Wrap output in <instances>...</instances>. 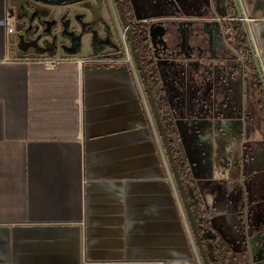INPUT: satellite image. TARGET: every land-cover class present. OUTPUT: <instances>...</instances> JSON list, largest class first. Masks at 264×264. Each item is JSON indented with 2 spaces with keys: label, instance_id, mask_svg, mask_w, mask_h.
<instances>
[{
  "label": "crops",
  "instance_id": "0c3cea01",
  "mask_svg": "<svg viewBox=\"0 0 264 264\" xmlns=\"http://www.w3.org/2000/svg\"><path fill=\"white\" fill-rule=\"evenodd\" d=\"M56 1L62 0H0V264H205L135 62H89L103 49L120 56L115 45L99 52L83 38L75 53L57 56L54 69L44 64L54 57L17 52L7 13L22 4L63 10ZM128 1L132 12L125 16L114 0L120 33L153 16L206 12L202 0ZM239 2L264 69V0ZM161 65L159 98L196 178L187 187L189 203L230 252L227 264H249L246 250L264 237V210L244 173L252 157L244 165L241 150L264 142L259 79L240 61L233 69L216 64L220 70L209 78L191 74L196 63L188 58ZM248 73L250 128L242 115ZM234 153L238 169L226 164Z\"/></svg>",
  "mask_w": 264,
  "mask_h": 264
},
{
  "label": "flooded vegetation",
  "instance_id": "af4514ba",
  "mask_svg": "<svg viewBox=\"0 0 264 264\" xmlns=\"http://www.w3.org/2000/svg\"><path fill=\"white\" fill-rule=\"evenodd\" d=\"M227 1L229 2L225 11L228 12V15L232 16V20H230V26L235 32L234 43L239 44L238 46H244V41H242L243 39H238L235 30L234 23H236V21L233 19L234 14L232 12V0ZM55 3L56 4H54V6L57 9L64 8L67 11L64 15L61 16L60 22L54 20L53 17L51 18L50 11L46 7L36 5L25 6L22 4V6L19 7L18 12H13V16L16 20L17 31L24 34L25 41L27 43H30L34 40H38L36 49H29L26 53H22L17 49L19 40L16 39V50L18 53H20L21 55H37L41 57L50 55V57L54 58L59 55H71L76 52L75 47L80 44L82 38L88 35L91 36V44L95 48V51H100L105 48V41L103 39H99L98 37L100 25L103 26L105 24V20L103 17V9L105 6L102 0H95V5L90 3V0H62L61 2L56 1ZM77 7H79V9H84L91 12V18L88 22L84 21V17L79 18V34L77 33L76 28L70 30V21L67 19V14L69 13V11L77 13L76 17H81L82 14L77 11ZM219 11L223 12L224 10L219 9ZM31 18H33L32 21ZM48 22H55V25L51 27L50 33H45V30H47L48 28V25H46ZM172 25L173 23H165L162 24L161 29L156 27L153 28L152 31L156 37L154 40H151V38L149 37L152 56L159 73L160 90L164 79L166 80V73L164 74L162 70H160L162 62H177L178 59H183V61H185V58L191 59L192 62L196 63V65H193L191 69L193 70L191 71V74L201 72L204 73L207 78L212 76L214 70H220L218 67L215 68L216 64L226 63L231 69L236 68V53L238 52L232 48L233 44L230 40L231 35H228L229 32L228 28H226V24H223L222 33L220 31H217V34L213 36L207 35L203 32L204 29L207 31L211 30V26L204 27L197 22H194L192 25H186L181 29H178L177 27ZM57 28H60V38H62V40H68L70 43L69 46H64V44L59 42V38L55 37V35L52 36L53 30ZM159 34H163V37H159ZM79 36H82L80 42L78 41ZM239 61L245 65L247 71H251V69L249 68V63L246 59L240 58ZM176 68L177 67H173L172 71L174 72V69L176 71ZM221 73H223V69H221ZM257 90L259 93V97L264 99V91L260 80H258L257 82ZM167 112L172 119L170 124H172V126L175 128L176 138L180 141V135L177 132L176 126L174 124L175 119L169 112V110ZM237 132L239 134V130H237ZM224 140L222 139V141ZM234 142L236 144L238 143V141ZM235 153L230 156L231 158L228 157V160L233 167L238 169L241 161L239 157H236L238 155H236ZM183 155L186 160L184 152ZM185 189L188 198L187 186ZM191 210L193 212L196 223H201L200 220H202L203 218H201L200 216H196V211H194L192 207ZM199 233L204 236L202 230H199ZM203 248L206 253L209 251L207 246L203 245ZM245 255L249 264H264V237L262 238V240L253 241L248 250H246Z\"/></svg>",
  "mask_w": 264,
  "mask_h": 264
},
{
  "label": "rangeland",
  "instance_id": "374dc122",
  "mask_svg": "<svg viewBox=\"0 0 264 264\" xmlns=\"http://www.w3.org/2000/svg\"><path fill=\"white\" fill-rule=\"evenodd\" d=\"M199 1L201 2V0H199ZM102 2L105 6L103 9L104 20H105L106 12L109 15V19H107L108 21H106V24H104L103 26L100 25L98 37H99V39H103L105 41L106 47L107 46L113 47L115 45L116 53L119 54L120 58L125 59L127 57L126 56L127 51H126V47H125V43H127V38H126V36L124 37L125 32L122 31V33H120V31L117 28V21H116L117 19H116V17H114V14H113V7H115L114 0H102ZM203 2L206 5L205 6L206 7V14H204V16H200V18L177 17V18H173L172 20H169L170 18H160V17L153 16V17L148 18L149 19L148 20L149 27L152 25L159 24V23H161V25H162L165 23L177 24L180 22L186 23V22H192V21L197 22L198 24H201V26H202L205 22H209L212 24L215 21L218 22V20L219 21L223 20V24H226V28H228V32H229L228 35H231L230 40L233 44L232 48L238 52V53H236V60H237V62H239L238 60H239V58H242L241 56L245 50V46H243V45L238 46L239 44L234 43L235 42L234 41L235 32H234L233 28H231V26H230V23H231L230 20H232V18L228 15L226 18L223 19V18H220L216 14V9H217L216 0H202L201 4ZM93 4L95 5V0H94ZM77 8H78L77 11H79V13L82 14L81 17H76L77 13H74L73 11L72 12L69 11V13L67 14L68 15L67 19L70 21V27H71L70 30H73L76 28L77 33L79 34L80 33L79 27H78L79 26L78 20H80L79 18L84 17V21L88 22L91 18V12L84 10V9H79V7H77ZM18 9H19V7L17 6L13 12H18ZM49 11L51 14V18L53 17V19L56 20L57 22H60L61 16L67 12L65 9H63V10L61 9V11L49 9ZM190 19H192V21H190ZM59 32H60V28L54 29L52 36L55 35V37L59 38V42L64 44V46H69V44H70L69 41L68 40H62V38H60ZM49 39H51V38H49ZM83 40H84L83 42H86L87 44H91V36L90 35L85 36L83 38ZM78 47H79V45H77V47H75V49L77 50ZM128 50L130 52L131 57H133L132 51L130 50V48ZM105 51L107 53H105ZM112 54H114V53L110 52L108 49L107 50L103 49L99 53V56H102V57L111 56L112 57V56H114ZM99 56H96V57H99ZM45 57L46 58L50 57V55L45 56ZM246 60L249 63V68L251 69L253 76L256 78L257 74H256V70L254 67L253 58L251 57V53L249 55V58H247ZM128 64L130 66L132 64V62H129ZM252 84H254V80L252 79L251 73H248L247 76L245 77V83L243 84V91L244 92H243V103H242V115L244 116L245 114H247L249 116V118H250V120H249L250 122H248L249 128L251 127V125L253 123H255V121H252V118L254 116V106H255L254 104L255 103L252 102V100L250 98ZM256 100H257V97H256ZM251 108H252V111H251ZM259 142H261V141H259ZM262 143L263 144H260L258 148L253 147V144H251V143L249 145H245V146H243L244 150H242V152H243V155L245 157L244 165H247L250 162L248 160L252 157V159H251L252 167H250V168L245 167L244 173H245V175L248 176V178L250 176V178L252 179L251 183H252V189H253L252 192H253L254 200L262 201L260 206H262L263 210H264V201H263L264 199L262 196V190H264V170H259L257 165H256L258 162V159H259L258 157H259V155H261V153H263L262 158L264 159V142H262ZM258 149L263 150V152H261L260 154H257ZM246 158L248 160H246ZM247 161H248V163H247ZM254 168H255V170H254Z\"/></svg>",
  "mask_w": 264,
  "mask_h": 264
},
{
  "label": "trees",
  "instance_id": "16d2710c",
  "mask_svg": "<svg viewBox=\"0 0 264 264\" xmlns=\"http://www.w3.org/2000/svg\"><path fill=\"white\" fill-rule=\"evenodd\" d=\"M229 2V1H227ZM121 12L126 16V14H131L132 10L128 0H119L117 2ZM232 12L236 15L234 7L232 5ZM231 13V12H230ZM235 30L238 36V39L242 38L244 41L245 50L242 53V58L247 59L250 55L249 46L247 43V37L243 31L242 24L234 23ZM149 25L144 21L137 22L132 24L126 33V38L130 50L132 51V55L137 54L139 56V62L137 63V70L143 80V84L145 89L150 97V99H154L155 107L158 112V116L161 120V125L164 128V135H162L163 142L164 139L167 140V145L165 144V148L168 154V151L171 153L172 162L171 166L175 165L177 168V172L179 178L182 181L183 186L188 187L189 183H191V175L190 170L187 165V161L184 158L183 150L181 147L180 141L176 138L175 128L172 126L171 117L168 114L165 105L162 100H160V80L158 69L155 65L151 46L149 43ZM169 157V155H168ZM170 160V158H169ZM197 216V215H196ZM203 218L201 223H196V227L198 230V238L200 243L209 249L206 254L209 264H227L229 251H226L224 246H221L218 242L217 235L212 232L211 229L208 228L209 224H206L204 215H200ZM196 222V221H195ZM199 230L203 232L204 236L199 233ZM195 234V233H194ZM197 237L195 235L196 241ZM198 244V242H197ZM216 246V248H215ZM199 247V244H198ZM200 250V248H199ZM201 252V251H200ZM215 254H217L215 256Z\"/></svg>",
  "mask_w": 264,
  "mask_h": 264
},
{
  "label": "water",
  "instance_id": "95a60500",
  "mask_svg": "<svg viewBox=\"0 0 264 264\" xmlns=\"http://www.w3.org/2000/svg\"><path fill=\"white\" fill-rule=\"evenodd\" d=\"M116 1L119 2V0H116ZM216 2H217V6L219 8H222L224 10L223 13H221V11H219V8H217L216 9V14L220 18H223V19L226 18L228 16V12L225 11V9H227V4H228L227 0H216ZM232 4H233L234 10H235V13L237 15V19L242 24L243 31L245 33V36L247 37V43H248V46H249V50H250V53H251V57L253 58V63H254V67H255V70H256V74H257L258 79L261 82V85H262L263 91H264V75H263V72H262V68H261L260 62H259V60L257 58L256 51L254 49V44H253V41H252V38H251V35H250V32H249L248 26L246 25V22L244 20V16H243V13H242V10H241L240 2H239V0H232ZM32 20H33V18H31V21ZM193 23H194V21H192V22H186V23H183V22L177 23L178 26H179L178 29H181V28H183L186 25H192ZM46 25H48V28H47V30H45V33H50L51 32L50 31L51 30V27L53 25H55V22H52V23H49L48 22ZM160 26H161V23L156 24V25H152V26L149 27L148 32H149V37L151 38V40H154L155 37H156L155 35H153V31H152L153 28L160 27ZM203 26L204 27L211 26L210 27L211 30L207 31V30L204 29L203 32L205 34H207V35H210V36L212 35L213 36V35H216L217 34V31H220L222 33L223 20L218 21V22L215 21L212 24L209 23V22H205L203 24ZM16 35H17L16 36L17 39L19 40V45H17V49L20 52L26 53L29 49H36L37 48V42H38V40H34V41L30 42V43H27L25 41L24 34L20 33L19 31H16ZM158 36L162 38L163 37V34H159ZM81 38H82V36H79L78 37V41L79 42H80ZM153 47H154V44H153ZM133 60H134V62L136 64V67H137L138 66L137 63L139 62V56L137 54H134L133 55ZM151 103H152V106H153V111H154V114H155V117H156L157 124H158L159 129H160L161 135H164V128L161 125V120H160V117L158 116V112H157V109L155 107V101H154V99H151ZM175 126H176V124H175ZM228 129L231 130L232 127H228ZM176 130L179 133L177 127H176ZM179 135H180V133H179ZM180 142H181V146H183L182 145L181 136H180ZM164 143H166V145L168 144L166 139H164ZM241 152H242V150H241ZM168 155H169L170 161L172 162V157H171L170 151H168ZM185 155H186V153H185ZM219 159H220V161H223V159H225V157L221 156V157H219ZM186 160H187V165H188L189 170H190V175H192L191 176V179L194 180L196 178L193 175V172L194 171H193L192 163L189 161V159H188L187 156H186ZM226 164L229 165V160H228V162ZM222 165H224V162H223ZM172 171H173L174 178L176 180V183H177L179 192H180V194H181V196H182V198L184 200V203H185V206H186V209H187V213H188L189 219L191 221V224H192L194 233H195V235L197 237L198 236V230H197V227H196V222H195V218H194L193 212H192L191 207H190V203H189L188 198H187L186 189L183 186L181 179L179 178V175H178V172H177V168H176L175 165H172ZM197 242L199 244V248H200V251H201V254H202L204 263L205 264H209L208 263V259H207L206 254H205V251H204V248H203L202 244L200 243V240H199L198 237H197Z\"/></svg>",
  "mask_w": 264,
  "mask_h": 264
},
{
  "label": "built area",
  "instance_id": "2783aa9c",
  "mask_svg": "<svg viewBox=\"0 0 264 264\" xmlns=\"http://www.w3.org/2000/svg\"><path fill=\"white\" fill-rule=\"evenodd\" d=\"M245 22H246V19L244 18ZM219 21V20H218ZM236 21H238V19H236ZM239 22V21H238ZM5 24H6V27H7V34L8 35H15L16 34V31H17V25H16V20L15 18L10 14V13H7L6 15V21H5ZM124 37L126 36V33H127V30L124 31ZM128 43V42H127ZM125 43V47H126V51H127V54H126V58H111V57H102V56H99V57H94V58H91V60H89V62H93V63H97V64H110V65H116V64H124V65H129L128 63L129 62H133V57H131L130 55V52H129V45ZM255 49V47H254ZM256 51V55H257V58L260 62V65H261V68H262V72H263V75H264V69L262 67V64H261V61H260V58H259V55H258V52L257 50L255 49ZM61 59L59 58H50V59H46L44 61V64L47 68L49 69H54L57 67V65L59 64V61Z\"/></svg>",
  "mask_w": 264,
  "mask_h": 264
}]
</instances>
